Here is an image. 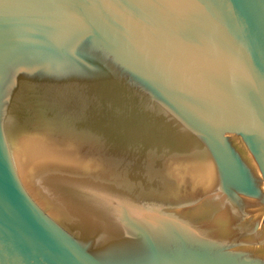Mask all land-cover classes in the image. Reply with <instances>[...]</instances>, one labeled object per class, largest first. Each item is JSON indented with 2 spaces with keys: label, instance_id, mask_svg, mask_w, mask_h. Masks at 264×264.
I'll return each mask as SVG.
<instances>
[{
  "label": "water",
  "instance_id": "1",
  "mask_svg": "<svg viewBox=\"0 0 264 264\" xmlns=\"http://www.w3.org/2000/svg\"><path fill=\"white\" fill-rule=\"evenodd\" d=\"M0 264H264V0H0Z\"/></svg>",
  "mask_w": 264,
  "mask_h": 264
}]
</instances>
